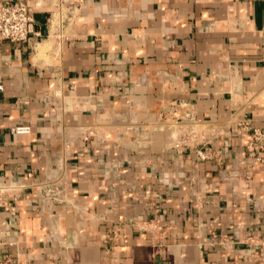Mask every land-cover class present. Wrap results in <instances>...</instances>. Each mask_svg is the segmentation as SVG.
Instances as JSON below:
<instances>
[{"label":"crops","instance_id":"1","mask_svg":"<svg viewBox=\"0 0 264 264\" xmlns=\"http://www.w3.org/2000/svg\"><path fill=\"white\" fill-rule=\"evenodd\" d=\"M10 1L41 36L0 45V184L26 185L4 195L0 260L264 264V0H86L61 18L59 0ZM183 126L203 141L175 145ZM50 178L64 202L38 199Z\"/></svg>","mask_w":264,"mask_h":264},{"label":"built area","instance_id":"2","mask_svg":"<svg viewBox=\"0 0 264 264\" xmlns=\"http://www.w3.org/2000/svg\"><path fill=\"white\" fill-rule=\"evenodd\" d=\"M86 0H59L60 12L58 15L63 17V12L73 14L79 10ZM41 36V32L34 27V12L31 6L20 2L10 0H0V45L4 40L12 42H35V37ZM262 59L264 62V33L262 42ZM3 86L0 85V89ZM12 132L17 134L31 132V125L22 124L12 128ZM90 134H93L91 131ZM264 133L257 132L254 138L255 142L261 140ZM254 145V144H253ZM199 158L209 159L211 154L205 149H199L197 152ZM26 187L25 184L12 181L10 183L0 184V248L3 246L14 245V241L6 239L2 227V212L5 207L4 195L11 190H21ZM36 192L39 200H53L62 203L66 200V186L59 179H46L35 183ZM146 228V227H144ZM0 264H12V259L8 256L0 260Z\"/></svg>","mask_w":264,"mask_h":264},{"label":"rangeland","instance_id":"3","mask_svg":"<svg viewBox=\"0 0 264 264\" xmlns=\"http://www.w3.org/2000/svg\"><path fill=\"white\" fill-rule=\"evenodd\" d=\"M190 122V121H189ZM192 124L194 123V121L191 122ZM178 128V127H177ZM177 139L175 138V145L178 146H197L198 144H200L201 141H203L204 138H201V132L197 131V129H191L189 127H180L179 131H177ZM207 146V147H206ZM206 148L204 147H197V152L199 149H205L207 150V152L209 154H211V158L213 157V151L212 148L209 147L208 145H205ZM260 159V158H259Z\"/></svg>","mask_w":264,"mask_h":264}]
</instances>
